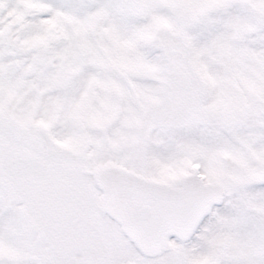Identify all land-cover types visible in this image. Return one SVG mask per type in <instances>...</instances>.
I'll list each match as a JSON object with an SVG mask.
<instances>
[{
    "label": "snow or ice",
    "instance_id": "obj_1",
    "mask_svg": "<svg viewBox=\"0 0 264 264\" xmlns=\"http://www.w3.org/2000/svg\"><path fill=\"white\" fill-rule=\"evenodd\" d=\"M0 264H264V0H0Z\"/></svg>",
    "mask_w": 264,
    "mask_h": 264
}]
</instances>
